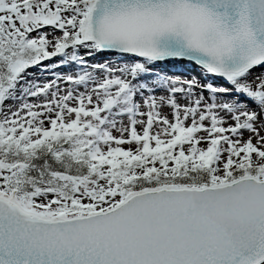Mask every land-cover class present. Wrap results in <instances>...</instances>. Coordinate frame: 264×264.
Here are the masks:
<instances>
[{"label": "snow or ice", "instance_id": "obj_1", "mask_svg": "<svg viewBox=\"0 0 264 264\" xmlns=\"http://www.w3.org/2000/svg\"><path fill=\"white\" fill-rule=\"evenodd\" d=\"M0 264H264V0H0Z\"/></svg>", "mask_w": 264, "mask_h": 264}]
</instances>
